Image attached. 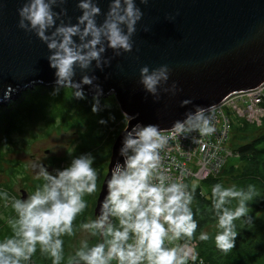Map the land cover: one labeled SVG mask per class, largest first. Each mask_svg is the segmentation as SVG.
I'll return each mask as SVG.
<instances>
[{
	"label": "clouds",
	"instance_id": "9594fccd",
	"mask_svg": "<svg viewBox=\"0 0 264 264\" xmlns=\"http://www.w3.org/2000/svg\"><path fill=\"white\" fill-rule=\"evenodd\" d=\"M67 2L27 0L18 9V26L26 32H34L47 45L50 53L47 58L56 76L57 87L53 94H58L61 88H71L75 90V98L86 99L83 86L89 85L97 93L92 111L98 114L101 111L98 97L103 93L101 86L95 83L98 78L84 74L76 81L77 69L87 73L95 62V68L103 71L105 66L111 65L112 58L105 56L108 49H112L115 56L131 53L136 25L144 14L136 0H110L103 23H98L97 17L103 14L99 0H79L77 7L82 15L75 24L70 18L65 23L63 17L67 16V9L61 7L60 12H56L54 8ZM140 3L147 5L149 0H140ZM170 72L168 65L154 69L146 65L140 69V84L154 102L161 99V91L173 96L180 91L175 82L170 87L165 86ZM192 103V100H183L181 107ZM214 111L213 105H196L194 112H187L185 119L175 121L171 129L137 123L128 130L134 117L124 114L127 126L120 148L124 163L117 162L111 169L100 215L80 225L102 242L90 246L87 240L81 241L75 254L68 257L67 264H112L113 261L117 264H189L191 261L195 264L198 253L193 240L207 242L211 236L206 231L196 235L199 222L192 208L195 187L190 191L183 182L169 181L161 153L177 137L188 138L193 132L199 137L212 136L216 132L212 122ZM107 122L99 121L105 125ZM199 137H193V143H199ZM94 159L91 154L80 155L69 167L57 170L56 175L41 165L37 178L42 177L44 183L26 200L10 197L7 192L0 193L6 204L11 202L16 213L15 218L7 221L13 235L0 241V264H27L37 246L41 254L51 258L52 264H62L65 259L62 237L75 234L74 222L88 206L84 196H91L97 190ZM211 195L209 211L214 214L219 229L214 238L215 246L228 254L235 248L239 233L236 221H240L241 226L252 223L249 203L260 193L252 184L238 189L235 185L224 187L216 183ZM200 264L204 262L201 260Z\"/></svg>",
	"mask_w": 264,
	"mask_h": 264
},
{
	"label": "water",
	"instance_id": "95a60500",
	"mask_svg": "<svg viewBox=\"0 0 264 264\" xmlns=\"http://www.w3.org/2000/svg\"><path fill=\"white\" fill-rule=\"evenodd\" d=\"M25 2L0 0L1 106L36 84H56L55 70L47 58L50 55L47 45L34 32L18 26V9ZM78 2L68 0L54 10L60 12L61 7L66 8L65 23L70 18L75 24L82 15ZM109 2L99 0L103 14L97 17L98 23H103ZM136 4L144 15L132 38L133 51L115 56L108 49L105 56L112 58L110 66L101 71L93 62L87 73L77 69L74 77L79 81L84 74L95 75L98 78L95 83L103 89L99 97L115 95L123 114L134 117L128 130L137 123L171 129L175 121L185 119L187 112H194L196 105L216 107L234 94L264 84V0H149L147 5L136 0ZM146 65L150 69L168 65L171 72L165 86L175 82L180 91L175 96L161 91V99L154 102L140 84V69ZM83 91L87 96H97L89 85H84ZM186 99L193 103L181 107ZM125 128L113 145L96 217L107 195L106 182L111 169L117 162L124 163L120 148Z\"/></svg>",
	"mask_w": 264,
	"mask_h": 264
},
{
	"label": "rangeland",
	"instance_id": "374dc122",
	"mask_svg": "<svg viewBox=\"0 0 264 264\" xmlns=\"http://www.w3.org/2000/svg\"><path fill=\"white\" fill-rule=\"evenodd\" d=\"M37 85L29 89L33 91ZM50 87L52 89L43 95L33 94L25 107L19 110L14 121L15 124L11 126L7 139L8 144L4 148L5 156L0 163V193L7 192L10 197L26 200L30 193L35 192L37 186L44 183L42 177L37 178L41 165L50 174L56 175L57 170H64L69 167L73 159L80 155H92L93 153L91 142L87 136L88 122L92 117V111H88L84 103L74 97V89L61 88L58 94H53L57 85L53 84ZM29 89H25L23 92ZM20 95L16 99L9 100L7 104L0 105V107L7 110V108L14 106L15 100ZM110 97L116 98L115 95ZM234 113H230L233 123L229 141L233 149L237 143L242 142V138L247 137L250 140L255 136V134L240 133L234 128L238 126L236 122L238 117ZM125 126L126 120L122 118L115 122L113 128L115 134L112 142L109 141V155L105 160L103 169L97 171L101 183L108 173L115 140ZM229 162L235 163L236 166L242 164L236 154L229 157ZM8 169H14L12 172L14 174L9 175ZM199 184L198 180L195 181V185ZM101 187V185H97L94 194L84 196L88 206L83 213L77 216L74 222L75 234L62 237L65 256L62 264H67L68 257L75 254L81 245V241L87 240L90 246L94 244L96 237L91 236L80 225L88 222L90 218H96V207ZM207 190L208 188L204 189V191ZM98 216L99 213L97 212ZM15 217L16 213L11 207V202L6 204L5 200L0 197V241L13 235L7 221L9 218ZM28 264H52V260L47 254H41L39 246H37V251Z\"/></svg>",
	"mask_w": 264,
	"mask_h": 264
},
{
	"label": "trees",
	"instance_id": "16d2710c",
	"mask_svg": "<svg viewBox=\"0 0 264 264\" xmlns=\"http://www.w3.org/2000/svg\"><path fill=\"white\" fill-rule=\"evenodd\" d=\"M51 89L50 86L44 84L37 85L35 90L29 89L23 92L15 100L14 106L7 108V110L0 107V163L4 159V148L8 144L7 139L11 126L15 124L14 121L19 110L25 107L33 94L43 95ZM85 96L86 99L79 100L84 103L88 111H92V107L96 103V96L90 97L86 94ZM98 99L101 111L98 114L92 111V117L88 122L87 136L92 145V156L95 158L93 167L100 171L109 155V141L112 142L115 134V130H113L115 122L121 118L125 120V117L116 98L113 99L109 96L98 97ZM113 116L115 117L114 120L110 118ZM101 119L107 120V124L99 123ZM236 122L238 126L234 128L237 131L255 134V136L250 140L247 137L242 138V142L237 143L234 149L231 146L233 155L236 154L242 163L240 166L228 161L217 175H211L195 186L192 208L195 213L194 218L199 222L196 235L198 236L200 231H206L211 236L207 242L198 239L193 240L196 243L198 253L195 264H200L201 260L204 264H264V117L259 125L239 117ZM13 170L8 169V174H14L12 173ZM216 183H221L224 187L235 185L238 189L247 188L249 184H252L260 193V196L249 203L251 209L249 215L252 218V223L241 226L240 221H236L239 233L235 241V248L228 254H223L215 246L214 238L219 229L216 226L214 214L209 211L212 200L211 189ZM97 185L102 186L100 177H98ZM207 188L208 190L204 191ZM233 207H235V202ZM114 222L118 223L117 221ZM99 242H101L100 237H96L94 244ZM112 264H117V262L113 261ZM189 264L192 262L189 261Z\"/></svg>",
	"mask_w": 264,
	"mask_h": 264
},
{
	"label": "built area",
	"instance_id": "2783aa9c",
	"mask_svg": "<svg viewBox=\"0 0 264 264\" xmlns=\"http://www.w3.org/2000/svg\"><path fill=\"white\" fill-rule=\"evenodd\" d=\"M231 112L250 123L261 124L264 117V84L252 91L234 94L216 106L212 113L216 132L212 136L199 137L197 132H193L188 138L177 137L169 142L161 153L169 181L183 182L190 190L196 186L195 181L200 183L221 171L229 157L233 156L229 144L233 123ZM193 137H199V143H193ZM192 243L196 247V243Z\"/></svg>",
	"mask_w": 264,
	"mask_h": 264
}]
</instances>
